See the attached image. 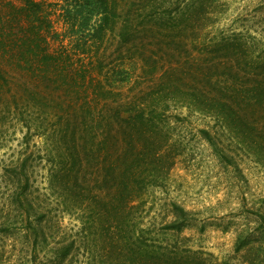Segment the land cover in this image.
<instances>
[{
  "label": "rangeland",
  "instance_id": "1",
  "mask_svg": "<svg viewBox=\"0 0 264 264\" xmlns=\"http://www.w3.org/2000/svg\"><path fill=\"white\" fill-rule=\"evenodd\" d=\"M32 1L0 0V33L68 52L75 69L85 58L97 81L67 105L50 81L45 99L16 102L21 75L0 78V264H264V133L224 126L207 97L214 82L249 85L264 0ZM128 101L158 121L146 155L78 158L65 119Z\"/></svg>",
  "mask_w": 264,
  "mask_h": 264
},
{
  "label": "trees",
  "instance_id": "2",
  "mask_svg": "<svg viewBox=\"0 0 264 264\" xmlns=\"http://www.w3.org/2000/svg\"><path fill=\"white\" fill-rule=\"evenodd\" d=\"M25 1V9L33 6L32 0ZM28 10L30 12V8ZM39 10L40 12L42 10L40 4L35 9L36 13ZM39 14L37 16L40 18ZM0 24H2V29L6 25V21L1 15ZM30 41L31 38L27 35L16 36L12 32L6 38L3 31L0 33V54L7 62H0V78H4L7 84H9L6 80L7 72L12 75V78H18L20 75L22 78L16 83V92L14 91L16 102H26L30 95L34 101L40 102L45 99L46 94H48L47 88H51L49 81L56 89L55 94H62L61 96L66 98L63 100L67 102V105L73 103L71 98L80 95L87 96L92 90H95L94 86L97 80L94 78L95 74H89L92 70L87 63H83L85 58L78 59L81 61V65L75 69L73 67L75 59L70 53L64 51L51 53L48 51H35L30 48ZM25 46H28V49H25ZM84 52H81L80 55L86 56L87 54ZM32 59L38 62L36 67H33ZM255 67V73H253L251 81L249 80V85L244 87L233 86L228 83L221 84L219 81L211 84L212 87L207 96L208 110L212 115L218 116L224 126L231 128L232 125L235 127L236 125L232 120L237 117L250 120V127L257 128L258 125V128L261 129L259 131L264 133V53L259 56ZM29 73L37 75L39 81L37 83L33 79L29 81ZM53 76L54 80H48ZM23 78H26L25 81ZM61 91L62 93H60ZM89 103L86 101L87 105L82 108L86 110L92 108ZM126 105L128 106L125 107ZM121 106L127 108V111H119L122 108ZM133 110L143 111L144 108L142 105H133V101H128L121 103L119 108H115V113H109L111 110L108 106L106 111L109 112L80 114L77 107V114L68 116L64 122V125L68 128L75 130L76 140L80 145L79 147H81L77 148L74 154L80 159L87 158L97 161L109 160L110 158L138 160L146 155L151 140L149 138L151 136L150 132H153V128L158 121L153 117L146 118L144 113L135 114ZM147 136H149L148 139H145ZM133 175H136V173ZM133 187L134 184L130 183L129 188L132 190ZM133 200L130 199L129 202ZM184 225L185 223L181 224L179 228L182 229ZM147 251L148 254L154 252L148 249ZM138 264L215 263L206 257L191 258V256H182L162 260L158 256L149 255L141 259Z\"/></svg>",
  "mask_w": 264,
  "mask_h": 264
}]
</instances>
